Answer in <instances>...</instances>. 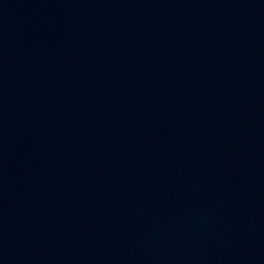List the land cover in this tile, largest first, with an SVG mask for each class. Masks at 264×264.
<instances>
[{"label":"water","instance_id":"obj_1","mask_svg":"<svg viewBox=\"0 0 264 264\" xmlns=\"http://www.w3.org/2000/svg\"><path fill=\"white\" fill-rule=\"evenodd\" d=\"M0 264H264V0H0Z\"/></svg>","mask_w":264,"mask_h":264}]
</instances>
